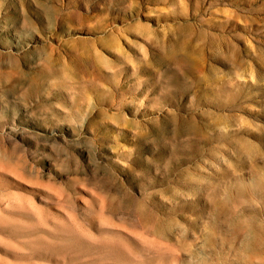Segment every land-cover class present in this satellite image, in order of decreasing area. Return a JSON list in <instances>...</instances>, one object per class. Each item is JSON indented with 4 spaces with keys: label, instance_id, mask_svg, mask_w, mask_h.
Listing matches in <instances>:
<instances>
[{
    "label": "rangeland",
    "instance_id": "obj_1",
    "mask_svg": "<svg viewBox=\"0 0 264 264\" xmlns=\"http://www.w3.org/2000/svg\"><path fill=\"white\" fill-rule=\"evenodd\" d=\"M0 264H264V0H0Z\"/></svg>",
    "mask_w": 264,
    "mask_h": 264
},
{
    "label": "bare ground",
    "instance_id": "obj_2",
    "mask_svg": "<svg viewBox=\"0 0 264 264\" xmlns=\"http://www.w3.org/2000/svg\"><path fill=\"white\" fill-rule=\"evenodd\" d=\"M130 4V3H129Z\"/></svg>",
    "mask_w": 264,
    "mask_h": 264
}]
</instances>
